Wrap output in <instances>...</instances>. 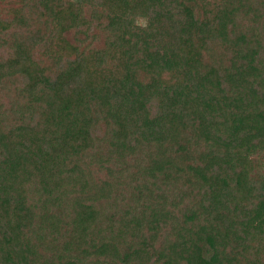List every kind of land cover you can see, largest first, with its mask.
I'll list each match as a JSON object with an SVG mask.
<instances>
[{"label": "trees", "instance_id": "trees-1", "mask_svg": "<svg viewBox=\"0 0 264 264\" xmlns=\"http://www.w3.org/2000/svg\"><path fill=\"white\" fill-rule=\"evenodd\" d=\"M0 264H264V0H0Z\"/></svg>", "mask_w": 264, "mask_h": 264}, {"label": "clouds", "instance_id": "clouds-1", "mask_svg": "<svg viewBox=\"0 0 264 264\" xmlns=\"http://www.w3.org/2000/svg\"><path fill=\"white\" fill-rule=\"evenodd\" d=\"M149 20L147 17H137L134 20V24L140 28L147 29Z\"/></svg>", "mask_w": 264, "mask_h": 264}, {"label": "rangeland", "instance_id": "rangeland-1", "mask_svg": "<svg viewBox=\"0 0 264 264\" xmlns=\"http://www.w3.org/2000/svg\"><path fill=\"white\" fill-rule=\"evenodd\" d=\"M76 1H78V0H76Z\"/></svg>", "mask_w": 264, "mask_h": 264}]
</instances>
